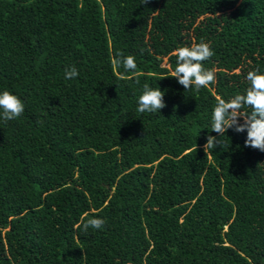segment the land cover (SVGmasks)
<instances>
[{
	"label": "trees",
	"instance_id": "obj_1",
	"mask_svg": "<svg viewBox=\"0 0 264 264\" xmlns=\"http://www.w3.org/2000/svg\"><path fill=\"white\" fill-rule=\"evenodd\" d=\"M201 40L216 79L185 90L172 53ZM253 69L264 0H0V91L25 106L0 119V264H264V152L232 129L203 149Z\"/></svg>",
	"mask_w": 264,
	"mask_h": 264
},
{
	"label": "clouds",
	"instance_id": "obj_2",
	"mask_svg": "<svg viewBox=\"0 0 264 264\" xmlns=\"http://www.w3.org/2000/svg\"><path fill=\"white\" fill-rule=\"evenodd\" d=\"M149 0H144V4ZM172 55L176 57L175 68L172 77L183 86L185 90L195 88L197 91L203 87L210 86L215 82V72L204 67V61L210 59L214 52L209 43L201 40L199 43L193 42L191 46H181L176 48ZM116 67H123L126 72H134L137 65L135 57L118 53L113 59ZM65 79H75L79 72L75 66L65 69ZM246 80L248 86L243 93H238L229 99L217 98L212 109L211 121L212 131L218 135H208L203 149H215L221 146L219 137L224 135L229 129L236 133H246L244 144L264 152V71L253 69L247 72ZM139 83V81H137ZM165 93L160 88H153L145 83L142 92L138 97L137 111L140 113L160 112L166 107L164 101ZM251 109L250 112L243 109ZM25 111L22 100L9 90L0 91V119L5 121L14 120L20 117ZM85 213L81 218V223L76 227L87 231L89 228L101 229L105 221L103 218L92 216L88 218Z\"/></svg>",
	"mask_w": 264,
	"mask_h": 264
}]
</instances>
